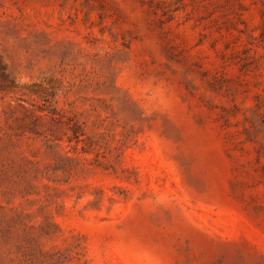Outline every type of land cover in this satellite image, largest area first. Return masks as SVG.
<instances>
[{"label": "rangeland", "instance_id": "rangeland-1", "mask_svg": "<svg viewBox=\"0 0 264 264\" xmlns=\"http://www.w3.org/2000/svg\"><path fill=\"white\" fill-rule=\"evenodd\" d=\"M0 264H264V0H0Z\"/></svg>", "mask_w": 264, "mask_h": 264}]
</instances>
